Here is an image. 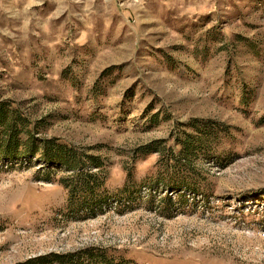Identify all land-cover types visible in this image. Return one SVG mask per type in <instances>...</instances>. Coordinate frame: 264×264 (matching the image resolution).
I'll return each mask as SVG.
<instances>
[{"label": "rangeland", "instance_id": "rangeland-1", "mask_svg": "<svg viewBox=\"0 0 264 264\" xmlns=\"http://www.w3.org/2000/svg\"><path fill=\"white\" fill-rule=\"evenodd\" d=\"M0 103V264H264V0H0Z\"/></svg>", "mask_w": 264, "mask_h": 264}, {"label": "trees", "instance_id": "trees-1", "mask_svg": "<svg viewBox=\"0 0 264 264\" xmlns=\"http://www.w3.org/2000/svg\"><path fill=\"white\" fill-rule=\"evenodd\" d=\"M264 121V116L260 122ZM25 120L21 118V116L13 110V108H8L5 105L0 103V150L4 154V156L8 159H11L19 154L16 153L17 147L19 143L24 144V152L27 155H34L37 151V144L32 139L30 130H25V134L27 139L22 141L19 138L21 133V129H19V125L24 127ZM215 122L204 123V129H200L199 131L202 133L199 137L196 138L195 141L191 140V134L185 136L184 140L175 139L174 145L178 149V153L180 155L188 157L189 153L193 151V147L206 145L207 140L214 134V129L212 128ZM216 128L221 130L220 124H216ZM223 132V131H222ZM54 143V144H52ZM159 141L155 142L152 146H147L142 148L143 153L152 154L156 153L157 149H159ZM90 163H93L96 166H99L100 163L97 162V158L88 157ZM43 159L51 164L59 163L60 165H64L68 169L76 170L78 167H81L84 164V160L82 156L78 153L74 152L73 148L67 143H62L59 141L55 142H44L43 143ZM90 173H81V171L76 172V176L81 181L82 192L90 194L93 192V186H89L88 182L91 178ZM63 184V182H62ZM65 184V183H64ZM67 185V184H66ZM73 191V190H71ZM58 258L57 256H54ZM50 260L46 257L38 258L34 260V264H44L48 263ZM31 262V261H30Z\"/></svg>", "mask_w": 264, "mask_h": 264}]
</instances>
